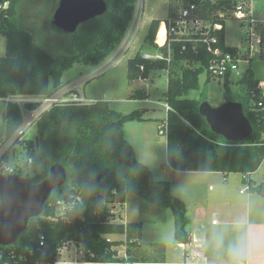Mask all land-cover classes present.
Segmentation results:
<instances>
[{
	"label": "trees",
	"instance_id": "1",
	"mask_svg": "<svg viewBox=\"0 0 264 264\" xmlns=\"http://www.w3.org/2000/svg\"><path fill=\"white\" fill-rule=\"evenodd\" d=\"M167 21L179 10L195 4L202 18L211 21L216 44L201 45L200 53L182 51L184 43L173 40L160 50L172 59L145 60L138 52L128 61V79L146 80L154 70L168 72L165 94L169 106L163 125L167 126V162L163 169L180 172H221L242 174L250 194L264 200V181L255 184L248 179L264 162V95L260 81L248 69L237 81L244 94L231 88L230 76L223 80L227 102H240L254 132L243 143H230L212 132L200 113L201 102L188 98L198 89L199 77L209 59L226 53H238L225 39L226 21L235 8L232 0H169ZM21 0H0V34L6 39V55L0 57V99L9 96H44L59 89L64 73L76 64L99 66L110 58L125 38L133 21L137 0H111L108 11L82 24L69 35L65 54L54 56L39 45L36 37L20 25L18 5ZM8 3L9 6L5 4ZM225 13L220 17L219 13ZM161 21L154 20L145 39L154 48ZM190 48V45H188ZM251 60V57L249 58ZM181 66L182 68H178ZM143 68V70H142ZM210 79H208L209 81ZM37 105H28L33 110ZM142 110L122 114L107 101L83 106H55L38 121L36 140H26L31 154L40 148L44 169L27 179L38 184L49 176L50 168L62 164L67 170L65 185L56 189L45 203L41 217L30 220L15 246H0V264H57L61 249L72 242L83 252L86 263H165V245L154 257L138 255L143 238L142 223H111L110 208L137 195L152 205L171 209L175 218L174 239L191 242L187 228L191 223L186 202L172 192V184L158 181L148 166L141 163L127 140L125 125L146 121ZM23 123L17 104H7L5 131L12 137ZM161 126V125H160ZM159 126V127H160ZM1 173V171H0ZM57 197V198H55ZM63 207V214L59 208ZM264 218V211H263ZM113 235L125 240H112ZM41 236L44 241H41ZM126 246L120 257L119 247Z\"/></svg>",
	"mask_w": 264,
	"mask_h": 264
},
{
	"label": "rangeland",
	"instance_id": "2",
	"mask_svg": "<svg viewBox=\"0 0 264 264\" xmlns=\"http://www.w3.org/2000/svg\"><path fill=\"white\" fill-rule=\"evenodd\" d=\"M110 3L111 0H105ZM60 0H21L18 5V15L20 25L23 29L31 32L37 39L39 45L54 56L65 54L69 48V35L57 32L52 26L53 15L58 8ZM169 0H137L136 10L139 7L138 20H141L139 31L135 41L128 53L123 55L115 64H113L103 74H98V70L109 60L99 66H91L87 64H76L68 69L62 78V83L77 82L85 77L87 82L82 86L83 94L88 98L97 101H107L113 110L122 114H130L137 110L144 112L146 121H132L125 125V133L127 140L135 149L137 159L148 166L153 172L154 178L158 181L176 182V197L183 196L186 200H191L192 192H184L185 189L191 188L188 182L189 177L178 176L174 170L167 172L162 165L167 162V137L161 134L159 126L163 125V120L167 117L166 97L168 86V72L165 70H154L150 77L141 82H134L128 79V61L138 52H152V48L146 43L145 39L154 20L163 21L168 18ZM9 6L8 3L5 4ZM2 5H0V9ZM136 14V12H135ZM134 20V19H133ZM127 31L129 32L131 26ZM136 28V27H135ZM225 39L229 47L239 48L246 58H250L249 62H241L236 74L231 77V88L238 95L244 94L242 86L237 85V81L244 75L248 69H252L255 77L264 81V53L261 54L259 47L254 46L250 52H247L249 43L246 41V29L241 27L240 21L235 18H229L225 26ZM4 46V44H2ZM118 49V47H117ZM116 49V50H117ZM6 55V46H0V57ZM250 56V57H249ZM245 59V58H244ZM178 68H182L178 66ZM208 79H210L208 81ZM146 89L150 93V97L144 95ZM56 89H51V91ZM188 98L197 99L201 103L208 102L213 107H218L227 102L223 80L212 79L207 77V73H202L199 77L198 89L190 91ZM148 99V101H146ZM7 111V103L0 99V143L6 139L5 116ZM38 134L37 126L34 125L26 137L28 140H36ZM21 147V146H20ZM23 147V145H22ZM31 156L34 157L35 163L27 164L29 153L25 148L14 152L16 155L8 154V164L13 167H24V178L28 179L40 173L44 169V162L40 154V148ZM31 152V151H30ZM236 175V174H234ZM231 185L228 187L225 183V176L221 173L218 176H210L209 178L199 181L196 188H199L201 203L203 210L192 205L188 217L194 219V227L199 230L204 228L208 223L207 229H201L202 235L209 250L221 253L223 241L227 240V234H219L218 228H212V221L219 222L215 217L217 208H223L224 200L217 199V194L222 188L230 193L231 199L229 204L234 202L246 205V199L251 195L249 192L245 196L240 194L244 183L238 182V176H233ZM253 181L260 184L264 181V162L260 168L253 173ZM213 186V188H211ZM215 190V192L210 190ZM223 190V189H222ZM193 191V189H192ZM194 193V191H193ZM252 208L254 219L257 217L262 219L263 198L258 194H252ZM214 196V197H213ZM213 197V198H212ZM57 198V197H55ZM179 198V197H178ZM212 200L213 203H212ZM228 206V205H226ZM204 213L208 215L205 220ZM123 223H142L143 238L141 248L137 253L142 258L154 257L160 253V245H165L172 259H177L183 254V250L179 248L174 239L175 218L171 209H164L150 204L137 195H129L126 205L123 207ZM112 240H125V236L113 235ZM124 247V248H123ZM72 251L74 255L69 261L81 259L83 255L79 254V249L72 245L64 251ZM119 252L125 254L126 246L118 248ZM220 260V259H218Z\"/></svg>",
	"mask_w": 264,
	"mask_h": 264
},
{
	"label": "built area",
	"instance_id": "3",
	"mask_svg": "<svg viewBox=\"0 0 264 264\" xmlns=\"http://www.w3.org/2000/svg\"><path fill=\"white\" fill-rule=\"evenodd\" d=\"M235 3V8L230 13L231 18H235L240 21L241 27L246 29L247 39L249 47L247 52H250L254 46L259 47L261 54L264 53V20L257 18L255 14V3L257 0H232ZM139 7L135 11L133 24L128 33H126L124 40L118 47V49L108 58L109 60L98 70V74H103L113 64H115L123 55L128 53L135 41L137 33L139 31L140 22L138 20ZM200 7L195 4L188 5L179 10L176 17L172 20L167 21L166 19L161 21L166 26V41L163 45L157 42V36L155 37V45L152 48V52H141L140 55L145 60H164L166 59L169 63L172 59L171 50L168 55L160 50V47L168 45L171 41L177 40L184 43L182 51H190L193 54H199L201 45H213L216 44L218 38L212 35L213 25L211 21L202 18L200 13ZM220 17H224L225 13H219ZM136 27V28H135ZM190 45V48H188ZM242 51L238 48V53H226L219 57L209 59L205 64H197L195 67H203V72L207 73L208 78L212 79H224L227 76L230 78L237 73L241 62H249V58H246ZM249 56V57H250ZM245 58V59H244ZM143 70V68H142ZM87 77L78 80L74 83L62 85L59 89L51 91L49 94L44 96H24L15 95L4 98L3 100L9 104L14 103L19 106L23 115V123L16 133L7 138L3 143H0V171L2 175L9 177L13 175L22 176L24 167H13L8 164V154H14L19 152L17 150L25 148V151L29 153L27 164L32 165L35 163V159L31 156V152L26 148L25 141L28 140L26 137L27 132L31 128L38 124L41 116L52 109L55 106H83L97 102V100L88 98L83 94L82 86L87 82ZM263 91V87L260 86ZM37 105L33 110L28 108V105ZM167 111L170 109L166 105ZM161 134H167V126L161 125L159 128ZM23 145V147H22ZM21 146V147H20ZM16 155V153L14 154ZM246 178V177H244ZM248 192V185H244L241 193ZM126 205L117 203L113 208H110L111 223H123V207ZM64 208H59V213L63 214ZM126 225V223H123ZM41 241H44V237L41 236ZM197 246L196 250H191V246ZM74 245L72 242L67 243L62 250L68 249V247ZM182 248L186 250V259L182 264H208L201 258V252L197 249L201 248L200 240L196 237L191 238V242L180 244ZM79 254L83 255L81 250ZM3 252L0 250V262L3 260Z\"/></svg>",
	"mask_w": 264,
	"mask_h": 264
},
{
	"label": "water",
	"instance_id": "4",
	"mask_svg": "<svg viewBox=\"0 0 264 264\" xmlns=\"http://www.w3.org/2000/svg\"><path fill=\"white\" fill-rule=\"evenodd\" d=\"M107 11L105 0H60L52 26L61 34H73L82 24ZM200 113L212 132L230 143H243L254 132L240 102H226L218 107L203 102ZM67 178V170L60 163L54 164L48 178L38 184H30L22 176L0 174V246L17 244L30 220L42 216L45 203L56 189L65 185Z\"/></svg>",
	"mask_w": 264,
	"mask_h": 264
},
{
	"label": "crops",
	"instance_id": "5",
	"mask_svg": "<svg viewBox=\"0 0 264 264\" xmlns=\"http://www.w3.org/2000/svg\"><path fill=\"white\" fill-rule=\"evenodd\" d=\"M255 14H256L257 18L264 20V0H257L256 1V3H255ZM2 44H4V46ZM0 46H2L3 48H5V46H6V39L1 34H0ZM256 79H258V78H256ZM258 80L260 81V86H262L263 90H264V81H261L260 79H258ZM141 81H144V80H136L134 82L139 83ZM144 94H145L144 96L146 98L150 97V93L148 92L147 89H146ZM146 101H148V99H146ZM164 170H166L167 172L172 171L171 169H169V170L164 169ZM174 171L177 172L178 176H180L181 178H183V176L189 177L188 182L191 183V188L189 187V188L185 189L184 192H192V194H191L192 199L186 200L183 196H178V197L186 202L189 212H190V208L192 207V205H195V207H199L202 211L203 210L202 204H199L202 202L201 196L199 195L200 191H199V188H196V185H198V183H200L199 181H203V179H205V178H209L210 176L220 175L221 172H194V171L180 172V171H176V170H174ZM224 176H225V180H224L225 183L224 184L228 187L231 185V182L234 178L233 176H238L237 181L243 183L244 176L242 174H236V175H234V174L225 175L224 174ZM252 177H253V174H250L248 176V179L253 181ZM170 183L172 184V192H173L174 196H176V193H175V185H176L175 183L176 182H170ZM211 188H213V186H211ZM211 188H210V190H211ZM192 189H193L194 193H193ZM222 189L220 190V192H218L217 199L222 198V200H224L223 208L220 209L218 207L217 212L215 213V217H217L219 219V222H216L214 220V221H212V225L210 223V226L212 228H218L217 232L219 234H227V236H228L227 240L223 241V245L221 247V253L222 254H219L218 252H212L211 250H209L207 243L205 242V238L202 235L201 229H203V230L207 229L208 223L206 224V226H203L204 228L197 230L194 227V221L195 220L190 217L191 223L187 228L188 232L191 235V238L196 237L197 239L200 240L201 248H199L197 250L201 252V258L205 262H207L208 264H215V262L218 261V259L226 258L227 250H228L230 244L232 243V241L234 240L235 236L237 235L238 230H239V232L245 233L248 236H250L254 242H258L261 234H264V218H263V216H262L261 220L258 217L256 219H254V216H253L254 215L253 214V208H252L253 195L251 194V195H249V197H247L246 205H243L242 202L240 204V203H237L234 201H233V204H229V200L231 199V195L225 189V187ZM241 190H240V194L245 196L247 192L242 194ZM211 191L215 192V190H211ZM213 201L214 200H212V203H213ZM226 205H228V206H226ZM262 210L264 211V201H263ZM262 215H263V213H262ZM204 218H205V220L208 218V215L205 213H204ZM140 244H141V242H140ZM176 244L179 248H181L183 250L182 256H180L177 259H172L169 255L168 251L165 248V263H133V264H182L186 259L187 253H186V250L181 247L180 244H182V243L176 242ZM258 246H264V244H261ZM196 247L197 246H195V244L192 245L191 250L192 251L196 250ZM74 255H77V254H74L71 250L68 252L64 251V253H62L61 257L59 258V261L57 262V264H120V263H86L83 261L82 257H81V259L75 260L73 262L69 261L70 257H72ZM119 255H120V257H122L125 254H122L121 252H119Z\"/></svg>",
	"mask_w": 264,
	"mask_h": 264
},
{
	"label": "clouds",
	"instance_id": "6",
	"mask_svg": "<svg viewBox=\"0 0 264 264\" xmlns=\"http://www.w3.org/2000/svg\"><path fill=\"white\" fill-rule=\"evenodd\" d=\"M261 244H264V234H261L258 242H254L250 236L238 230L226 258L215 264H264V246H258Z\"/></svg>",
	"mask_w": 264,
	"mask_h": 264
},
{
	"label": "bare ground",
	"instance_id": "7",
	"mask_svg": "<svg viewBox=\"0 0 264 264\" xmlns=\"http://www.w3.org/2000/svg\"><path fill=\"white\" fill-rule=\"evenodd\" d=\"M165 41H166V26L164 23H161L160 27H159V33L157 36V42L160 45H163L165 43Z\"/></svg>",
	"mask_w": 264,
	"mask_h": 264
}]
</instances>
